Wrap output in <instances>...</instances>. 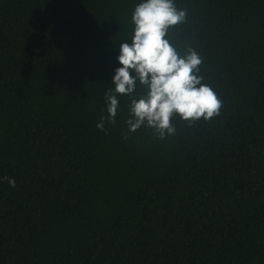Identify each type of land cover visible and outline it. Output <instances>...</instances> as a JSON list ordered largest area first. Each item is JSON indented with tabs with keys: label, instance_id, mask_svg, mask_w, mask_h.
<instances>
[{
	"label": "trees",
	"instance_id": "trees-1",
	"mask_svg": "<svg viewBox=\"0 0 264 264\" xmlns=\"http://www.w3.org/2000/svg\"><path fill=\"white\" fill-rule=\"evenodd\" d=\"M140 2L0 0V264H264V0H174L223 106L165 139L96 127Z\"/></svg>",
	"mask_w": 264,
	"mask_h": 264
},
{
	"label": "clouds",
	"instance_id": "clouds-1",
	"mask_svg": "<svg viewBox=\"0 0 264 264\" xmlns=\"http://www.w3.org/2000/svg\"><path fill=\"white\" fill-rule=\"evenodd\" d=\"M186 15V10L177 9L174 0H141L135 6L131 43L119 44L122 67L115 70L112 86L104 93L107 116H101L98 129L105 131L106 123L115 125L119 96L124 95L131 98L128 131L147 126L160 139L175 133L174 114L189 122L201 118L211 121L220 114L222 99L199 74L202 57L193 49L181 56L166 39L169 28L184 22ZM137 82L146 86L147 94L134 98ZM2 179L16 186L14 179Z\"/></svg>",
	"mask_w": 264,
	"mask_h": 264
}]
</instances>
